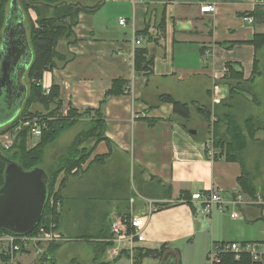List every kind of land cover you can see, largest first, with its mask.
Returning <instances> with one entry per match:
<instances>
[{
    "label": "crops",
    "instance_id": "crops-1",
    "mask_svg": "<svg viewBox=\"0 0 264 264\" xmlns=\"http://www.w3.org/2000/svg\"><path fill=\"white\" fill-rule=\"evenodd\" d=\"M205 1L215 4L214 12L200 11ZM255 4L264 9V0H103L93 12L79 14L73 27L75 41H59L61 47H56L68 60L64 63L58 60L59 66L45 71L42 86L58 84L65 107L71 105L80 111L100 108L106 121L105 135L112 147L100 141L91 156L108 154L105 163L100 165L106 167V177L94 176L81 188L79 181L74 180L80 175L71 174L60 188L57 227L65 241L95 243L93 259L96 243L110 237V221L114 215L147 214L143 240H134L131 246L154 249L166 243L168 249L161 259H156L158 264H192L196 256L200 264L211 244L218 242H256L264 253V207L247 203L250 197L241 191L237 181L242 172L240 162L206 156V142L212 128H208L207 121L194 107L190 109V118L182 122L173 115L170 103H158V96L168 93L181 102L209 107L212 122L217 119L216 113L226 110L220 107L229 94V87L223 81L225 64L239 63L243 78L248 79L255 52L247 41L255 32H264V21H247L246 14ZM148 9L150 27H153L149 34L155 41H148L146 35L139 34L146 27ZM8 11L9 6L7 14ZM162 11L165 30L161 34L155 26V17ZM120 19L125 20L124 24L119 23ZM19 20V15L9 18L7 36L18 35ZM25 34L29 42L26 26ZM136 34L144 37L140 46L147 47L153 57L152 72L148 76L133 67L132 41ZM233 42L231 47L227 46ZM29 45L32 51L30 42ZM115 79L127 81L125 92L105 96ZM255 81L251 88L258 102L248 93L233 99L230 111L240 123L249 117L264 123ZM21 108L20 105L11 110L0 122V129L13 120ZM85 119L88 120L80 117L79 121ZM148 120H154L153 124ZM224 127L221 124L220 131ZM259 132L257 140L248 142L241 158L258 192L264 189V180L261 182L259 177L261 172L257 171L255 178L247 164L259 160L264 164V136L260 138L263 134ZM120 163L125 167L127 163L131 165L135 190L143 196L140 201L129 196L126 203L127 180L117 174ZM92 166L80 173V178H84ZM261 170L264 173V167ZM70 176L75 177L72 183ZM119 189H123L124 194L115 191ZM213 189L225 200L224 210L215 206L205 213L200 201L184 197ZM238 194L242 195V203H232ZM120 196L124 202L119 201ZM97 199L106 205L91 203ZM109 199L118 200L109 203ZM149 202L153 203L150 212ZM233 212L238 216L232 217ZM67 228L72 234L66 235ZM85 228H89L91 234L82 230ZM61 245L52 254L55 264ZM3 250L5 240L0 237V251ZM10 262L42 264L32 249L16 253Z\"/></svg>",
    "mask_w": 264,
    "mask_h": 264
},
{
    "label": "trees",
    "instance_id": "trees-1",
    "mask_svg": "<svg viewBox=\"0 0 264 264\" xmlns=\"http://www.w3.org/2000/svg\"><path fill=\"white\" fill-rule=\"evenodd\" d=\"M10 1L0 0V42L7 15V6H9ZM88 2L90 3L83 4L78 0H17L24 19L28 21V38L32 46V59L25 73L28 82V93L19 114L5 127L0 129V135L12 132L20 119L28 117L36 116L42 118L46 123V127L42 130L39 142L34 146H28L27 128H23L17 133L10 148L4 149L0 144V186L3 183L7 159L17 162L24 169L43 166L48 174V192L50 193L61 171L65 172V176L60 181V188H62L64 181L69 175L83 173L93 164L102 165L108 157V154L95 155L85 169L81 168L82 164L90 158L100 141H105L109 148L112 147L111 140L105 135L106 121L100 108H86L80 111L68 105L64 114V106L60 99L58 84L52 83L47 94L44 93L42 86L43 73L59 66L58 60L62 63L68 60L65 54L58 52L56 48L58 42L61 39L66 40L67 43L74 42L73 27L77 23L79 14L81 12H93L100 6L103 0H89ZM29 9L33 10L36 15L34 21L29 15ZM150 14L151 11L148 9L146 27L139 34L146 35L148 41H155L153 36L148 32L150 28ZM246 16H251L256 22L264 21V9L259 4H255L254 9L248 12ZM155 19V26L162 34L165 30L164 11L159 16H156ZM247 43L253 45L255 52L252 73L248 79H244L243 69L239 63L228 62L225 64L227 69L223 81L229 87V94L220 103V107H224L226 110L220 116H217L215 121L212 122L210 120L212 111L209 107L201 106L194 102H181L168 93L160 94L158 96V103H170L173 115L180 118L182 122L190 118V109L194 107L202 119L207 121L208 128H212L209 133L215 150L214 159L224 158L226 161L240 162L242 172L237 179L238 184L243 193L247 194L250 198H254L258 189L253 184V180L250 173L246 170L244 163H241V158L242 153L247 148L248 140L255 139V133L261 129L264 130V125L252 117L245 118L240 123L235 119L230 108L233 105V99L245 93L251 94L252 100L258 102V100L256 101L257 96L251 87L255 76L259 73L257 54L264 47V32H255L252 39L247 41ZM233 44L235 43H228L227 46L231 47ZM152 65L153 57L149 54L147 47H136L133 53L134 70L141 71L148 76L152 72ZM126 84L127 81L124 79L113 80L109 89L106 90L105 96L123 94L126 90ZM34 104L41 105L43 110H32ZM80 117H87L89 119V127L79 132L62 154L58 155L54 160L46 162L45 151L47 146L59 138L65 130L73 126ZM148 122L149 124H153L154 120H148ZM221 124L225 126L223 131H220ZM75 168V172H72ZM260 192L264 198V189ZM184 197L188 200L190 195L186 194ZM57 199L61 201L60 190L57 193ZM47 211L48 206L46 204L41 222L37 224V227L30 234L34 233L43 223V216ZM59 214L60 210L55 214L56 222L58 221ZM8 234L10 233L0 230V237ZM62 243H50L46 247L45 252L39 257L41 263L55 264L52 254ZM109 245L110 242L107 240L100 243L97 242L94 258L89 263H80L76 259H72L68 264H102L100 258ZM167 249L166 243L154 249L133 248L131 254L132 264H141L143 258L149 256L161 259ZM16 253L18 252H14L12 256ZM127 255L130 256L128 251ZM12 256L8 251H0V264H9ZM247 259L248 256L245 255L244 260ZM224 260L229 264L239 263L233 259L232 254L225 255Z\"/></svg>",
    "mask_w": 264,
    "mask_h": 264
},
{
    "label": "built area",
    "instance_id": "built-area-1",
    "mask_svg": "<svg viewBox=\"0 0 264 264\" xmlns=\"http://www.w3.org/2000/svg\"><path fill=\"white\" fill-rule=\"evenodd\" d=\"M216 6L212 2L205 1L200 6L202 12H214ZM253 18L247 16V21L252 22ZM125 20L120 19L119 23L124 24ZM149 30L153 31V27ZM148 30V32H149ZM144 40L142 35H137L133 38L132 44L136 48L140 46ZM205 55L208 52L205 51ZM50 87V86H49ZM49 87H43L44 93L49 92ZM67 107L64 106L63 113L65 114ZM46 127V123L42 118L39 117H28L20 119L17 125L14 127L10 134H4L0 136V144L4 149H8L12 146L13 141L17 133L23 128L28 129V140L31 146L36 145L41 137L42 130ZM215 150L213 147L212 139L210 138L206 142V155L210 159H214ZM59 189L58 183L54 186V189L49 193L47 199L48 211L43 216V223L37 228V230L26 235H4L5 250L8 251L11 256L14 252H21L23 250L32 249L36 256H41L46 247L50 243H59L64 241L63 235L59 232L57 222L55 221V214L61 208V201L57 199V192ZM191 200L200 201L203 212L209 213L216 206L220 210L225 208V200L216 189L210 190L209 192H196L190 195ZM242 195L238 194L232 200V203H242ZM249 204H257L264 207V198L261 192H257L254 198H250L247 201ZM150 210L153 208V203L149 202ZM232 217H237L238 213H231ZM42 220V217H41ZM40 220V222H41ZM147 214H130V215H114L110 221V237L107 239L110 245L106 249V254L112 258L118 257L122 251L128 249L129 255L132 254V244L134 240H143V228L146 224ZM39 222V223H40ZM38 223V224H39ZM232 254L233 259L238 261V264H264V253L259 250L256 242H218L212 245V248L207 254V264H229L224 260V256ZM248 256L247 260L244 257ZM11 263V262H10Z\"/></svg>",
    "mask_w": 264,
    "mask_h": 264
},
{
    "label": "water",
    "instance_id": "water-1",
    "mask_svg": "<svg viewBox=\"0 0 264 264\" xmlns=\"http://www.w3.org/2000/svg\"><path fill=\"white\" fill-rule=\"evenodd\" d=\"M13 14L19 15L18 30L20 31L17 36L13 34L7 36L6 25ZM23 18L17 0H11L0 42V72L11 69L14 71L17 54L22 47L26 49L28 56L20 76H23L32 59ZM23 89L22 101L26 96V86ZM48 195V174L43 166L24 169L17 162L7 159L3 183L0 186V230L13 235L30 233L41 220Z\"/></svg>",
    "mask_w": 264,
    "mask_h": 264
},
{
    "label": "rangeland",
    "instance_id": "rangeland-1",
    "mask_svg": "<svg viewBox=\"0 0 264 264\" xmlns=\"http://www.w3.org/2000/svg\"><path fill=\"white\" fill-rule=\"evenodd\" d=\"M73 1H75V0H73ZM78 1L82 2L83 4L90 3V2H88L89 0H78ZM91 3H93V2H91ZM28 12H29L30 17L34 21L35 18H36V15H35L34 11L29 9ZM24 23H25V26H26L27 31H28V21H27V19L26 20L24 19ZM63 40L64 39H61L60 42L63 41ZM64 41H66V40H64ZM59 47H61V43L58 44V48ZM257 57H258V67L257 68H258V72L259 73L255 76L254 81L255 80L256 81H255L254 88L259 93L260 100L262 101V108L259 109V111H264V47H262L258 51ZM221 108L223 110H225L224 107H221ZM257 108H258V106H257ZM32 110L42 111L43 109H42L41 105L34 104L32 106ZM216 114L218 116H220L222 113L221 114L216 113ZM0 119H1V117H0ZM238 119H240V118H238ZM261 124L264 125V123H261ZM5 126H3V127H5ZM88 127H89V119L88 120L85 119L83 121L82 120H80V121L77 120V122L73 126L69 127L67 130H65L59 136V138H57L53 143H51V144H49L47 146L46 151H45V160H46V162H50V161L54 160L58 155L62 154L65 151V149L67 148V146L72 142L74 137L77 134H79V132L86 130ZM259 131H257L256 133L259 132L261 135L263 134L260 137V138H262L264 136V130L261 129ZM256 133H255V137L257 135ZM6 134H10V132L6 133ZM254 140H257V139H253V141ZM249 141H251V140H248V142ZM28 146L31 147V145L29 143V140H28ZM92 154H91V156H92ZM91 156H90L89 159H87L82 164V166H81L82 169H85L88 166L89 162L93 159V157L95 155L93 157H91ZM242 157H243V153H242ZM260 161L261 160H259L257 162H251V163L248 162L249 164H247V165L249 166L248 170L252 171V175L255 178H257V175H258L257 171L261 172V175H259V177L261 179V182H263L264 173H263V170H261V169L264 167V164L261 163ZM118 166L121 167L117 171L118 176L119 177L121 176V178H123L124 180H127L128 189H127V194H126V203H128V197L129 196H132L137 201H140L141 200L140 198H143V196L140 195L135 190L134 182H133V179H132L131 165H129L127 163L128 167H125V165L122 166V164L120 163ZM75 170H76V168L73 169L72 172H75ZM95 172H98L99 175H94ZM107 175H108V171L106 170V167L103 168L100 165L93 164L92 168L88 171V173L85 175L84 178H80L82 176L81 174H78L79 177H76L77 179L75 177H73V176H70L71 178L70 177L69 178H70L71 183H72L73 178H75L74 180H78L79 183H80V187L83 188L84 185L89 181V179H92L94 176L106 177ZM64 176H65V172L61 171L59 173V175H58V177H57L52 189H54V186L58 183V185H59L58 192H59V190H60V181L63 179ZM135 185H136V183H135ZM137 187H138V185H137ZM115 191H119V192H121L123 194L125 192L123 189H119V190H115ZM107 196L105 195V198H107ZM118 199H119L120 202H122V201L124 202V199H122L121 196ZM118 199H116V200L109 199V203L110 202L113 203V202L117 201ZM91 203L92 204H101V205L104 204V205H106V203L104 201H102V203H100L98 199H97L96 202L92 201ZM82 230H86L88 234H91V232H90L91 230L89 228H87V229L85 228V229H82ZM66 231H67L66 235L72 234L70 228H67ZM66 237H68V236H66ZM64 241H65V238H64ZM94 245H95V243H93V242L92 243L91 242H87V241L77 242V241H74V240H72V241L67 240L61 245V248L56 253L57 254L56 255V264H67L73 258L74 259L75 258L79 259L80 261H82L84 263H88V262L91 261V259L93 257V254H94ZM212 245L213 244H211V246L208 248L207 253L204 256V258H203V260H202V262L200 264H207V254H208L209 250L212 248ZM188 246L189 245H186L185 247H188ZM183 253H185V251ZM130 259H132L131 256H127V254H123V255H120L119 257H117V259L115 258L113 260H109L108 257H107V254L103 253L100 261L102 262V264H130ZM143 259L144 260L142 261L141 264H158V261L156 260L157 258L149 256V257H145ZM199 261H200L199 257L196 256V257H194V261H193L192 264H197Z\"/></svg>",
    "mask_w": 264,
    "mask_h": 264
},
{
    "label": "flooded vegetation",
    "instance_id": "flooded-vegetation-1",
    "mask_svg": "<svg viewBox=\"0 0 264 264\" xmlns=\"http://www.w3.org/2000/svg\"><path fill=\"white\" fill-rule=\"evenodd\" d=\"M15 15H12V18ZM28 53L25 48L19 49L17 54V63L15 65L14 71L0 72V122L3 121L11 110H14L17 106H22L25 98L22 101V96H24V86H27L28 82L26 80V70L23 76H20L21 70L27 61ZM26 84V85H25Z\"/></svg>",
    "mask_w": 264,
    "mask_h": 264
}]
</instances>
